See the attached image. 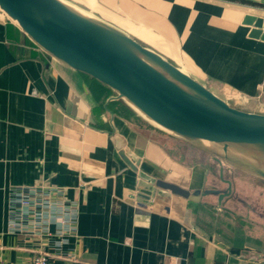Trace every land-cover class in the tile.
<instances>
[{
  "label": "crops",
  "instance_id": "crops-1",
  "mask_svg": "<svg viewBox=\"0 0 264 264\" xmlns=\"http://www.w3.org/2000/svg\"><path fill=\"white\" fill-rule=\"evenodd\" d=\"M65 1L226 102L264 114V0ZM196 144L46 53L0 9V264H29L43 247L56 264H264L263 250L242 245L219 220L235 217L234 192L222 203L188 198L141 178L121 156L188 191L215 189L213 170L227 169ZM18 189H62L74 222L46 240L11 232Z\"/></svg>",
  "mask_w": 264,
  "mask_h": 264
},
{
  "label": "water",
  "instance_id": "water-1",
  "mask_svg": "<svg viewBox=\"0 0 264 264\" xmlns=\"http://www.w3.org/2000/svg\"><path fill=\"white\" fill-rule=\"evenodd\" d=\"M0 9L46 53L110 87L160 127L199 145L222 144V151L208 149L217 160L264 178V158L256 164L229 155L231 145H255L264 154V114L231 106L159 53L61 0H0ZM121 156L141 178L188 198L214 195L222 203L233 193L223 174L227 189L191 192L139 170L133 155Z\"/></svg>",
  "mask_w": 264,
  "mask_h": 264
},
{
  "label": "built area",
  "instance_id": "built-area-1",
  "mask_svg": "<svg viewBox=\"0 0 264 264\" xmlns=\"http://www.w3.org/2000/svg\"><path fill=\"white\" fill-rule=\"evenodd\" d=\"M40 197L39 201L36 198ZM10 231L18 234L35 232L41 239L60 236L69 229L76 217V207L70 204L62 189H18L10 198ZM55 227V232L53 231ZM53 229V230H52ZM42 248L35 252L29 264H56ZM174 264H180L176 261Z\"/></svg>",
  "mask_w": 264,
  "mask_h": 264
},
{
  "label": "rangeland",
  "instance_id": "rangeland-1",
  "mask_svg": "<svg viewBox=\"0 0 264 264\" xmlns=\"http://www.w3.org/2000/svg\"><path fill=\"white\" fill-rule=\"evenodd\" d=\"M63 1L74 9L83 12L65 0ZM226 99L229 104H232L231 106L237 109L243 110L241 107H247L230 96ZM173 152L179 155L177 150L173 149ZM222 162H224V169H227L223 177L226 180L234 181L233 195L234 198L237 197L233 203V208L236 211L235 217L229 218L224 214V216H219V220L231 229L234 237L241 241L242 245L256 246L264 251V178L254 172L231 165L226 161L222 160ZM228 167H231V172L228 170ZM213 172L216 179L214 181V188L227 189L228 185L219 178L220 171L214 169ZM249 210H252V215L249 214ZM262 236L263 242H260Z\"/></svg>",
  "mask_w": 264,
  "mask_h": 264
},
{
  "label": "bare ground",
  "instance_id": "bare-ground-1",
  "mask_svg": "<svg viewBox=\"0 0 264 264\" xmlns=\"http://www.w3.org/2000/svg\"><path fill=\"white\" fill-rule=\"evenodd\" d=\"M61 1L65 5H67L68 7H70L71 9H73L75 11H78V10L74 9L73 7H71L70 5L66 4L63 0H61ZM78 12H80V11H78ZM80 13L86 14V13H83V12H80ZM134 108L139 113H141L144 117H146L136 107H134ZM146 118L148 120H150L148 117H146ZM151 122H153V121H151ZM154 124L157 125L156 123H154ZM157 126L160 127L159 125H157ZM160 128H162V127H160ZM162 129H164V128H162ZM201 145L204 148H206V149H214V150H217V151H222V149H223V145L222 144H215V143H210V142H206V141H202L201 142ZM229 155L231 157L235 158V159H239V160L244 161V162H247V163H256V164L259 163L260 160L262 161V159L264 158V154L261 152L260 147L255 146V145H231L229 147Z\"/></svg>",
  "mask_w": 264,
  "mask_h": 264
}]
</instances>
